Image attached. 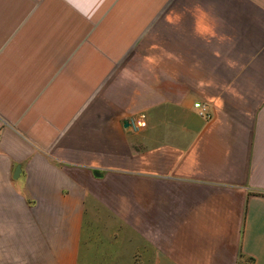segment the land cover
<instances>
[{
  "label": "crops",
  "instance_id": "1",
  "mask_svg": "<svg viewBox=\"0 0 264 264\" xmlns=\"http://www.w3.org/2000/svg\"><path fill=\"white\" fill-rule=\"evenodd\" d=\"M90 216L111 262L264 264V0H0V264Z\"/></svg>",
  "mask_w": 264,
  "mask_h": 264
},
{
  "label": "rangeland",
  "instance_id": "2",
  "mask_svg": "<svg viewBox=\"0 0 264 264\" xmlns=\"http://www.w3.org/2000/svg\"><path fill=\"white\" fill-rule=\"evenodd\" d=\"M102 221L92 216L86 218L85 232L78 254L77 264H140L111 262L107 254L113 248L108 246V231L102 230Z\"/></svg>",
  "mask_w": 264,
  "mask_h": 264
},
{
  "label": "built area",
  "instance_id": "3",
  "mask_svg": "<svg viewBox=\"0 0 264 264\" xmlns=\"http://www.w3.org/2000/svg\"><path fill=\"white\" fill-rule=\"evenodd\" d=\"M194 106L200 108V114H202L206 117L209 116L206 108L202 104H195ZM142 118H143V116L138 120H131V125L133 126V128H139V127L144 125V120Z\"/></svg>",
  "mask_w": 264,
  "mask_h": 264
},
{
  "label": "water",
  "instance_id": "4",
  "mask_svg": "<svg viewBox=\"0 0 264 264\" xmlns=\"http://www.w3.org/2000/svg\"><path fill=\"white\" fill-rule=\"evenodd\" d=\"M128 123H129V122H128V120H127V121L124 122V125H127ZM19 170H20V168L17 167V168H16V171H15V176L18 175ZM97 175H99V174L97 173Z\"/></svg>",
  "mask_w": 264,
  "mask_h": 264
}]
</instances>
